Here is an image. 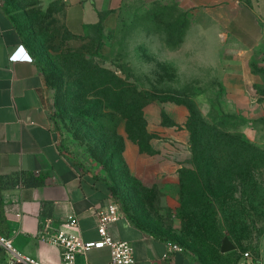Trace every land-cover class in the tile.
I'll return each instance as SVG.
<instances>
[{
    "label": "crops",
    "instance_id": "crops-1",
    "mask_svg": "<svg viewBox=\"0 0 264 264\" xmlns=\"http://www.w3.org/2000/svg\"><path fill=\"white\" fill-rule=\"evenodd\" d=\"M63 1L65 25L79 35L98 22L100 13H105V25L112 24L125 3ZM144 1L175 5L184 24L172 46L159 31L148 35L149 56L133 61L135 76L146 73L153 83L210 85L211 92L218 86L231 105L227 112L243 119V138L264 148V77L257 70L264 55V0ZM46 96L45 76L0 2V234L21 252L58 264L61 249L39 236L44 224L97 240L94 208L112 199L103 180L83 173L61 150ZM142 114L146 131L153 135L148 143L153 153L126 140L123 157L135 172L153 161L154 173L174 182L181 168L192 167L187 111L155 99L145 103ZM30 175L41 184L27 185ZM71 217H76V226L69 224ZM108 231L114 239L131 243L132 264H205L187 250H170V240L139 229L122 210ZM7 255L0 247V264H11L10 258L5 261ZM257 256L264 264V231ZM109 259L110 249L104 246L78 255L76 264H106Z\"/></svg>",
    "mask_w": 264,
    "mask_h": 264
},
{
    "label": "rangeland",
    "instance_id": "rangeland-1",
    "mask_svg": "<svg viewBox=\"0 0 264 264\" xmlns=\"http://www.w3.org/2000/svg\"><path fill=\"white\" fill-rule=\"evenodd\" d=\"M8 1L0 0L3 6ZM11 1V13L22 26L23 37L25 40L33 38L37 45L34 52L43 68L48 70L44 75L46 100L65 155L83 173L104 178L111 185L112 202L126 215L177 243L182 251L187 250L206 264H231V253L218 255L220 238L216 235L209 238L203 230L196 228L208 211L199 196L180 195L179 174L172 182L154 173L153 161L135 172L123 157L126 140L152 155L146 147L149 140L141 133L144 123L139 117L147 102L158 99L180 104L187 111L190 124L197 126L199 132L195 137L203 145L210 137L196 122L207 119L213 108L226 113L231 107L216 85L211 92L210 85L153 83L146 73L135 76L134 72H129L134 60L149 56L150 33L159 31L170 46L178 41L184 24L182 12L175 5L125 0L116 21L108 26L104 24L102 28L93 25L77 36L66 29L63 0L48 4L43 0ZM46 10V15L41 14ZM82 57L92 66L107 68L117 75L128 73L132 76L129 81L134 79L138 88L132 102L119 106L118 97H113L109 98L113 109L104 108L107 105L105 96L83 77L88 71L81 64ZM261 58L258 70L264 77V55ZM143 70L148 71L146 67ZM240 152L243 156L237 162L240 163L238 173L241 178L246 176L249 161L258 160L251 170L256 184L239 182L237 177L231 193L230 183L218 185L216 189L223 188V196L214 201L215 220L219 229L235 244V257L239 251L253 252L264 228V155H259L262 159H247L254 155L252 150L243 147ZM211 187L215 188V183ZM8 259L9 256H5V261Z\"/></svg>",
    "mask_w": 264,
    "mask_h": 264
},
{
    "label": "trees",
    "instance_id": "trees-1",
    "mask_svg": "<svg viewBox=\"0 0 264 264\" xmlns=\"http://www.w3.org/2000/svg\"><path fill=\"white\" fill-rule=\"evenodd\" d=\"M12 1L9 0L4 6V11L9 14L11 17L14 26L17 28L21 39L23 40L27 49L31 52L34 59L36 60L38 66L42 70L45 75L48 73V70L43 68L40 63V59H38L36 53L34 52V48H37L36 42L33 40H25L23 37L24 33L22 32L21 25L17 23L12 15ZM47 11H42L41 14H47ZM104 17L105 13L99 14V20L95 24L98 28H102L104 26ZM67 31L68 28L66 27ZM70 32V31H69ZM72 33V32H71ZM73 35V33H72ZM79 36V34H74ZM82 66L87 69L88 72L83 76L84 79H88L89 83L95 90H98L100 94L104 95L107 101V105L104 108L113 109V105H110L111 100L109 98L118 97V105H128L132 102V97H134L138 88L134 84L133 81H129V78L132 77L128 73H125L123 76L117 75L114 71H111L104 67H95L90 64V62L86 61L84 57H82ZM258 70V69H257ZM260 71V70H259ZM129 72H133L131 68H129ZM163 100L165 98H162ZM191 109L189 108V111ZM128 117V116H127ZM141 123H144L143 128L141 129V133L144 137L149 140L153 135L148 133L145 129V120L143 118L142 112L139 114ZM243 123V119L236 114H232L229 112H222V110H216L213 108V112L211 115L205 119H201L196 122V125L201 126V130L207 133L210 137L209 140L203 145L201 142H198V138L195 137L197 130V126L194 127L190 124V118H187L186 126L190 132V146H191V159H192V167H183L179 170V192L180 195H184L188 193L190 198L200 197V199L204 200L206 210L208 211V215L202 216V221L200 222V226H196L197 229L203 230L206 236L212 238L213 235L220 238L226 236L218 226L217 220H215V216L217 214V210L214 208V201L220 200V197L223 196L222 189H216L218 185H222L224 183H230V193L234 188V182L237 177L239 182L248 181L252 182V184H256L253 180L252 168L257 164L258 160L249 161V165L246 168V176L241 178L239 177L238 168L239 164L237 159H242L243 154H241L240 149L245 147L246 149L252 150L254 155L250 156L247 159H262L259 155H264V149L257 147L245 140L240 131L241 125ZM138 143V139H135ZM203 140V137L201 138ZM139 144V143H138ZM147 150L153 153V150L150 148L148 141L146 144ZM78 167V166H77ZM95 179L103 180L108 189H111V185L104 179L99 178L97 175H93ZM212 183H215V188H212ZM27 185H39L41 184V180L38 177L30 175L26 180ZM2 188V183L0 181V192ZM111 191V190H110ZM187 194V195H188ZM1 203V196H0ZM126 218L136 227L148 233L149 235L165 238L162 235H158L155 232L149 230L147 227L143 226L139 221L132 218L130 215H126L123 212ZM199 227V228H198ZM220 230V231H219ZM264 231L262 228L258 239ZM236 251L231 250L226 253L218 251L219 256H223L231 253L232 259L231 264H235L238 255L235 257L233 252ZM253 253L257 255V246L253 250ZM234 256V258H233ZM205 263V262H204ZM206 264V263H205Z\"/></svg>",
    "mask_w": 264,
    "mask_h": 264
},
{
    "label": "built area",
    "instance_id": "built-area-1",
    "mask_svg": "<svg viewBox=\"0 0 264 264\" xmlns=\"http://www.w3.org/2000/svg\"><path fill=\"white\" fill-rule=\"evenodd\" d=\"M97 219V231L99 239L84 240L81 236L68 232L60 228H52L46 222L39 231L42 240L50 245L61 249V257L58 264H76V258L80 254H85L91 248H101L104 246L110 249V259L106 264H132L134 263L133 247L127 240L114 239L109 231L108 224L115 221L120 216L119 206L115 202L106 205H97L94 208ZM69 224L76 226V217L69 219ZM0 247L9 254L11 264H46L31 257L17 249L12 240L0 234ZM168 247L173 251H181V246L177 243L168 242ZM235 264H260L258 256L251 250L238 252Z\"/></svg>",
    "mask_w": 264,
    "mask_h": 264
},
{
    "label": "water",
    "instance_id": "water-1",
    "mask_svg": "<svg viewBox=\"0 0 264 264\" xmlns=\"http://www.w3.org/2000/svg\"><path fill=\"white\" fill-rule=\"evenodd\" d=\"M235 244L227 237L224 236L220 245V252L226 253L235 249Z\"/></svg>",
    "mask_w": 264,
    "mask_h": 264
}]
</instances>
